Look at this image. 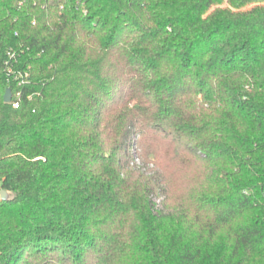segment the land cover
I'll return each mask as SVG.
<instances>
[{"label":"trees","instance_id":"16d2710c","mask_svg":"<svg viewBox=\"0 0 264 264\" xmlns=\"http://www.w3.org/2000/svg\"><path fill=\"white\" fill-rule=\"evenodd\" d=\"M254 2L0 0V264H264Z\"/></svg>","mask_w":264,"mask_h":264},{"label":"rangeland","instance_id":"374dc122","mask_svg":"<svg viewBox=\"0 0 264 264\" xmlns=\"http://www.w3.org/2000/svg\"><path fill=\"white\" fill-rule=\"evenodd\" d=\"M256 5H264V2L250 3L246 6H243L240 10L245 11V10L252 8L253 6H256ZM226 6H228V4L226 3V1H224L221 5H218L217 7H226ZM213 8L214 7H212L210 10H212ZM233 10H235V9H233ZM133 155H135V156L137 155L135 150H133ZM138 163H139L138 166L140 167V170L143 169V167H144V170H141L143 172L144 176L151 177L152 175H155V174H153L154 172L152 173V169H153V171H155V170H154V168H151V164L149 162L148 163L138 162Z\"/></svg>","mask_w":264,"mask_h":264},{"label":"water","instance_id":"95a60500","mask_svg":"<svg viewBox=\"0 0 264 264\" xmlns=\"http://www.w3.org/2000/svg\"><path fill=\"white\" fill-rule=\"evenodd\" d=\"M2 98H3L4 102H7V103L10 102L11 90L9 88L5 89ZM8 197H9V193L4 189H0V201H4V200L8 199Z\"/></svg>","mask_w":264,"mask_h":264},{"label":"built area","instance_id":"2783aa9c","mask_svg":"<svg viewBox=\"0 0 264 264\" xmlns=\"http://www.w3.org/2000/svg\"><path fill=\"white\" fill-rule=\"evenodd\" d=\"M10 102L12 103V106L14 108H17L19 106V102H20V92L19 91H16L15 93H11Z\"/></svg>","mask_w":264,"mask_h":264}]
</instances>
